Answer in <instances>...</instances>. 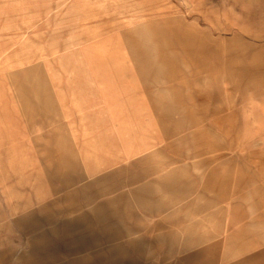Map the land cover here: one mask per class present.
I'll return each instance as SVG.
<instances>
[{"label":"rangeland","instance_id":"1","mask_svg":"<svg viewBox=\"0 0 264 264\" xmlns=\"http://www.w3.org/2000/svg\"><path fill=\"white\" fill-rule=\"evenodd\" d=\"M263 118L264 0H0V264H184Z\"/></svg>","mask_w":264,"mask_h":264},{"label":"crops","instance_id":"2","mask_svg":"<svg viewBox=\"0 0 264 264\" xmlns=\"http://www.w3.org/2000/svg\"><path fill=\"white\" fill-rule=\"evenodd\" d=\"M258 127L264 144V118ZM256 177L250 179L260 183ZM253 187L246 199L245 191L225 198L218 188L215 201L191 206L196 219L168 222L169 245L184 264H264V182Z\"/></svg>","mask_w":264,"mask_h":264}]
</instances>
